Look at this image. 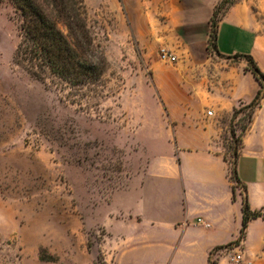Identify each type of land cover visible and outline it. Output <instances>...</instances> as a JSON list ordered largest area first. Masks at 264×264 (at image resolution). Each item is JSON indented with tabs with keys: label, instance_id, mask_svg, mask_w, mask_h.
Here are the masks:
<instances>
[{
	"label": "rangeland",
	"instance_id": "374dc122",
	"mask_svg": "<svg viewBox=\"0 0 264 264\" xmlns=\"http://www.w3.org/2000/svg\"><path fill=\"white\" fill-rule=\"evenodd\" d=\"M232 1L224 11L237 4L264 37V0ZM83 2L91 49L103 54L105 69L93 82L72 85L47 70L36 78L29 62H16L21 18L0 0V264H105L111 195L141 168L142 142L172 128L169 116L216 110L212 68H249L237 55L216 53L209 23L208 60L197 55L187 35H198L199 26L188 27L169 0ZM162 49L175 60L161 59ZM258 68L264 74V60ZM249 101L210 118L228 175L251 125ZM232 185L241 197V184ZM241 241L210 258L240 253Z\"/></svg>",
	"mask_w": 264,
	"mask_h": 264
},
{
	"label": "crops",
	"instance_id": "0c3cea01",
	"mask_svg": "<svg viewBox=\"0 0 264 264\" xmlns=\"http://www.w3.org/2000/svg\"><path fill=\"white\" fill-rule=\"evenodd\" d=\"M169 2L174 12L189 19L188 27L199 26L201 32L187 35V39L197 55L208 60L206 31L219 0ZM215 45L216 53L225 57L250 55L259 67L264 60V37L256 33L237 4L221 16ZM244 67L241 62L211 69L213 114L221 109L228 112L236 101L252 98L258 84ZM169 117L172 128L150 133L142 142L141 168L111 195L113 215L104 222L108 235L103 248L105 264H209L214 247L237 237L241 197L235 194L232 198L227 164L217 141L218 128L205 110L196 117L189 113ZM236 172L245 186L249 207H264V97L243 138ZM263 243L264 220H250L241 241L243 263L264 264L259 256ZM216 254V264H231L228 255Z\"/></svg>",
	"mask_w": 264,
	"mask_h": 264
},
{
	"label": "trees",
	"instance_id": "16d2710c",
	"mask_svg": "<svg viewBox=\"0 0 264 264\" xmlns=\"http://www.w3.org/2000/svg\"><path fill=\"white\" fill-rule=\"evenodd\" d=\"M18 10L20 23V40L15 50L16 62L25 60L29 62L27 71L36 78H41V72L47 70L51 74L72 85H83L97 80L105 69L103 54L96 53L91 49V39L86 26V11L83 0H9ZM232 0H222L215 5L209 18V26L212 29L209 35L212 46L215 45L216 27L220 20L218 13L227 7ZM226 11V10H225ZM224 11V12H225ZM223 12V13H224ZM61 23L66 28L65 34L57 26ZM74 40L70 43L67 36ZM248 64L247 69L257 81L259 87L248 103V123H251L255 109L259 107L264 93L261 81L264 74L250 55H237ZM38 68V69H37ZM246 70V69H245ZM237 111L233 109V116ZM245 126L243 129H247ZM239 155V154H238ZM235 157L234 168L228 175L231 183L232 198L234 199L233 183H240L236 172ZM225 161V159L223 158ZM241 219L240 227L235 240L214 247L209 252V264H216V259L210 255L232 245H237L245 237L248 222L260 218L264 220L262 210L251 209L247 201L246 189L241 185Z\"/></svg>",
	"mask_w": 264,
	"mask_h": 264
},
{
	"label": "built area",
	"instance_id": "2783aa9c",
	"mask_svg": "<svg viewBox=\"0 0 264 264\" xmlns=\"http://www.w3.org/2000/svg\"><path fill=\"white\" fill-rule=\"evenodd\" d=\"M161 59L163 60H167L168 62H172L175 60V56L172 54H169L167 51L165 50H161V54H160ZM213 114V112L211 110H207L206 111V115L207 116H211ZM197 222H202L201 218H197ZM204 226H208L207 223H203ZM228 261L231 264H243L242 262V256L240 253H234V254H229L228 256Z\"/></svg>",
	"mask_w": 264,
	"mask_h": 264
}]
</instances>
